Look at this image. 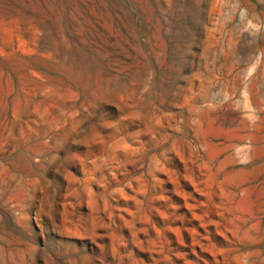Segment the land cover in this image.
<instances>
[{"label": "rangeland", "instance_id": "obj_1", "mask_svg": "<svg viewBox=\"0 0 264 264\" xmlns=\"http://www.w3.org/2000/svg\"><path fill=\"white\" fill-rule=\"evenodd\" d=\"M0 264H264V0H0Z\"/></svg>", "mask_w": 264, "mask_h": 264}]
</instances>
